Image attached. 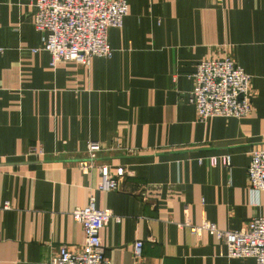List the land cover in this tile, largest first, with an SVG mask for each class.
Returning a JSON list of instances; mask_svg holds the SVG:
<instances>
[{"label":"crops","instance_id":"obj_1","mask_svg":"<svg viewBox=\"0 0 264 264\" xmlns=\"http://www.w3.org/2000/svg\"><path fill=\"white\" fill-rule=\"evenodd\" d=\"M128 3L123 27L109 29L111 58L53 66L34 0H0V264H49L61 246L80 248L72 212L92 196L121 217L100 233L114 264H257L180 224L233 231L264 215V191L248 177L264 147V0ZM225 53L252 76V111L200 122L193 74ZM90 140L101 146L94 156ZM102 164L129 170L117 189L98 188Z\"/></svg>","mask_w":264,"mask_h":264},{"label":"built area","instance_id":"obj_2","mask_svg":"<svg viewBox=\"0 0 264 264\" xmlns=\"http://www.w3.org/2000/svg\"><path fill=\"white\" fill-rule=\"evenodd\" d=\"M34 5V26L42 34V49L50 53L53 66L61 60L90 65L94 57L111 58L114 49L109 43V29L123 27L129 13L128 0H34ZM193 77L194 87L189 94V102L195 105L200 122L210 117L241 118L252 111V76L230 54L200 62ZM100 149L99 142L88 141V154L94 156ZM32 152L45 154L42 146L33 148ZM210 160L213 164L217 162L214 156ZM223 161L230 166V155H224ZM83 165L84 171L94 166L90 162ZM99 169L100 190L117 189L122 177L129 174L126 167H119L116 174L106 164L100 165ZM248 177L252 191H264V147L253 150ZM72 215L82 225L84 242L78 249L61 246L49 264H114L105 255L100 233L111 219L120 222L121 217L111 210L98 208L93 196L87 206L77 207ZM180 225L195 235L205 230L214 234L225 242L228 258H253L257 264H264V215L253 217L233 231L222 230L209 220L200 225L186 220ZM142 250L143 241H135V260H140Z\"/></svg>","mask_w":264,"mask_h":264}]
</instances>
